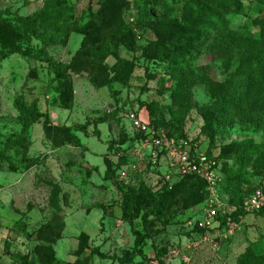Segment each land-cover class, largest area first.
I'll list each match as a JSON object with an SVG mask.
<instances>
[{
	"label": "rangeland",
	"instance_id": "rangeland-1",
	"mask_svg": "<svg viewBox=\"0 0 264 264\" xmlns=\"http://www.w3.org/2000/svg\"><path fill=\"white\" fill-rule=\"evenodd\" d=\"M103 1L0 0V23L5 22L15 42V46L0 42V264H26L38 244L51 246L64 261L82 260L98 249L113 259L95 256L93 264H122L117 258L135 241L123 219L124 193L158 196L163 191L162 172L137 151L138 140L122 143L135 133L127 115L135 113L148 121L152 111L166 122L172 118L174 58L165 48H185L187 44L172 40L171 34L179 31L184 19L201 20L203 15L195 13L193 0H164L170 14L152 7L144 23L141 0H125L105 13L103 23L99 16ZM240 2L244 7L238 13L226 15L229 28L240 31L247 26L258 37L253 21H264V1ZM43 8L37 33L25 32L18 18ZM93 24H101L95 47L117 56L83 54L68 71L73 99H63L67 80L56 74L49 60L69 63ZM215 38L212 35L189 61L201 69V78L192 87L196 106L182 123L167 130L184 136L173 138L205 151L222 167V178H240L243 192L249 193L264 186V130H244L239 122L230 121L212 139L199 110L212 99L206 79L224 89L235 69L233 61L225 65L228 56ZM157 40L163 43L148 55L145 48ZM120 59L133 68L114 80L113 67ZM19 95L28 104L36 102L46 114L28 133L22 131L14 106ZM149 104L153 107L147 108ZM80 125L84 129H78ZM233 142L246 149L244 158L230 152ZM204 210L205 197H197L190 207L175 202L163 220L151 217L155 223L146 257H137L132 264H238L248 250L264 260V218L232 213L220 218L218 227L199 234L192 226ZM17 221L24 222L31 239L18 229ZM137 224L142 228L140 219Z\"/></svg>",
	"mask_w": 264,
	"mask_h": 264
},
{
	"label": "trees",
	"instance_id": "trees-1",
	"mask_svg": "<svg viewBox=\"0 0 264 264\" xmlns=\"http://www.w3.org/2000/svg\"><path fill=\"white\" fill-rule=\"evenodd\" d=\"M124 3L125 0H104L99 12L101 21L103 23L105 22V13L107 14L109 9ZM232 5H235L237 8H235V11H228V8ZM192 6L197 15H203L202 19L199 20L198 16L184 19L182 26L179 28L177 27L179 31H175L170 36L174 41L183 40L187 46L183 49L178 48L176 45L165 48L166 55L174 58L171 73L175 80V84L171 90L172 118L166 122L163 118H156L151 111L148 119L150 126L155 129L164 130L167 135L172 138L184 137L182 135L169 133L167 128L170 125L182 123L188 112L196 106L192 87L197 78H201V74L198 72L199 70L201 72V69H197V67L189 63V61L194 59L199 49L207 43L212 35H214V37L216 36V38L220 40V45L224 47L222 49L228 56L225 65L227 66L228 63L230 64V61H233L231 63L235 66V69L230 81L223 87L224 89L214 87L206 79L212 99L207 106L199 107V110L205 120V127L209 131L210 137L212 139L215 138L218 130L230 121L239 122L244 130H253L255 132L263 131L264 21H253V26L259 30V36L257 37L247 26H243L240 31H231L229 28L226 15L229 13H238L240 9L244 7L240 0H193ZM141 7L147 16V18L144 19V23H147L149 10L152 7L161 8L167 16L170 14L169 8L164 0H141ZM45 11L46 8H43L40 12L32 15L20 16L18 18L19 25L25 32L37 33V18L45 14ZM165 23H168V20L165 21ZM100 25L101 24H93L84 32L85 37L82 45L69 63L56 64L52 62L51 59L49 60L52 65H55L56 74L67 80V89L65 90V96L62 97L63 99L69 101L73 99L74 87L68 71L75 69L77 62L83 54H89L94 58L101 56L106 57L111 54L117 56L114 52L95 47V32ZM5 27V22H1V44L4 46H15V42L6 31ZM162 43L161 40L153 42L145 48V52L150 55L149 51L153 46L157 49ZM132 68L133 64L131 62L126 59H120L118 64L113 67L115 73L113 79L118 80V77L122 75L123 71H130ZM14 106L18 112V120L24 133H28L34 124L40 123L41 120L46 117V114L39 110L36 102L28 104L21 95L15 98ZM146 107L152 108L153 106L149 104ZM77 128L84 129V126L80 125ZM141 138V134L135 131L132 137H125L122 143H126L129 140H140ZM229 150L230 152L240 154L242 156L241 159L247 154L246 149L237 142H233ZM228 170L231 172V168ZM220 172L222 173V167H220ZM163 187V191L158 196L156 193L152 192H148L146 195H136L131 190L124 193L123 219L129 223L135 241L131 249L126 250L122 257L117 258L120 263L132 264L137 257H146L145 247L148 239L151 237V227L155 223V220L151 217H155L157 220H163L167 212L174 206L175 202L179 201L185 207H190L194 205L195 198L205 197L206 200L208 196L206 184L197 176H185L180 178L172 189H169L167 185ZM256 189H253L249 193H244L240 178H232L231 180L230 178L226 180L222 178L220 184L221 198L226 203V206L234 208L233 214L242 216L248 214L243 208L244 201ZM227 196H230V198ZM255 214L264 218V207ZM139 219L142 228L138 227L137 220ZM16 225H18V229L24 233L27 239L32 238L33 234L27 230L24 222L17 221ZM192 229L196 230L199 234L210 231L200 228L197 223L193 224ZM9 246L10 243L7 244V248ZM162 251L165 253L167 249L163 248ZM95 256L100 259H113V257L96 249L89 252L82 260L69 262L57 258L51 246L38 244L33 248V258L28 260L26 264H93L91 260ZM87 258H90V261H87ZM238 264H264V260H262L261 257H255L251 251L248 250L244 256L239 258Z\"/></svg>",
	"mask_w": 264,
	"mask_h": 264
},
{
	"label": "built area",
	"instance_id": "built-area-1",
	"mask_svg": "<svg viewBox=\"0 0 264 264\" xmlns=\"http://www.w3.org/2000/svg\"><path fill=\"white\" fill-rule=\"evenodd\" d=\"M127 119L134 131L141 134L137 151L142 152L161 172L164 185L172 189L185 176H197L206 184L207 198L203 217L197 223L200 228L212 230L219 226L220 218L234 211L227 207L220 194L222 174L218 162L208 158L206 152L186 140L169 137L164 130L152 128L139 115L129 113ZM264 207V186L257 188L244 201L243 208L248 214H255Z\"/></svg>",
	"mask_w": 264,
	"mask_h": 264
}]
</instances>
